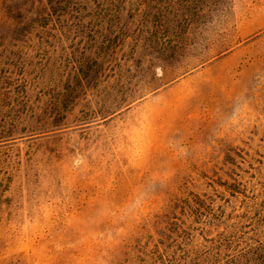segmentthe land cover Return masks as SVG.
<instances>
[{
	"label": "rangeland",
	"instance_id": "rangeland-1",
	"mask_svg": "<svg viewBox=\"0 0 264 264\" xmlns=\"http://www.w3.org/2000/svg\"><path fill=\"white\" fill-rule=\"evenodd\" d=\"M0 264H264V0H0Z\"/></svg>",
	"mask_w": 264,
	"mask_h": 264
}]
</instances>
